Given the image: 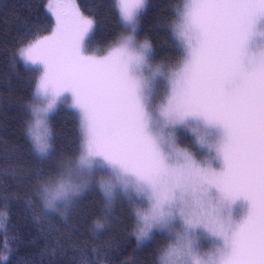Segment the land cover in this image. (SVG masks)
Wrapping results in <instances>:
<instances>
[{
	"label": "snow or ice",
	"instance_id": "snow-or-ice-1",
	"mask_svg": "<svg viewBox=\"0 0 264 264\" xmlns=\"http://www.w3.org/2000/svg\"><path fill=\"white\" fill-rule=\"evenodd\" d=\"M145 4L115 0L129 34L105 56L86 54L94 20L72 0L49 8L50 35L19 49L42 73L37 153L51 147L47 118L58 103L80 115L77 166L44 187V203L67 206L106 169L107 207L117 190L128 197L137 241L167 234L159 264H264V0H185L173 25L178 67H153L151 46L136 43ZM178 128L200 158L178 146Z\"/></svg>",
	"mask_w": 264,
	"mask_h": 264
},
{
	"label": "trees",
	"instance_id": "trees-1",
	"mask_svg": "<svg viewBox=\"0 0 264 264\" xmlns=\"http://www.w3.org/2000/svg\"><path fill=\"white\" fill-rule=\"evenodd\" d=\"M62 2L0 0V264H157L161 246L137 241L133 209L123 199L118 197L104 212V198L94 186L83 206L61 219L45 211L37 196L39 185L76 158L82 139L80 115L70 104L59 106L49 120L46 156H37L27 138L38 71L23 64L19 49L52 33L55 17L49 8ZM74 4L94 20L88 38L93 49L105 48L121 35L115 0ZM183 6V0H146L136 36L151 46L156 63L172 67L181 59L173 25ZM176 134L180 148L200 156L189 131L178 128ZM97 222L103 228L97 229Z\"/></svg>",
	"mask_w": 264,
	"mask_h": 264
},
{
	"label": "rangeland",
	"instance_id": "rangeland-1",
	"mask_svg": "<svg viewBox=\"0 0 264 264\" xmlns=\"http://www.w3.org/2000/svg\"><path fill=\"white\" fill-rule=\"evenodd\" d=\"M64 2V0H62ZM52 2V0H51ZM72 2L74 3V0H72ZM183 3H185V0H183ZM50 4V2H49ZM184 7V6H183ZM183 10V8H182ZM121 35L118 37V39L110 44L109 46L105 47V48H102V49H93L91 46H89V44L87 43V47H86V54L88 55H96V56H99V57H102V56H105L108 54V52L114 47L117 45L118 41L124 37V36H127L129 34V30L124 26L123 24V29L121 30ZM135 40H136V43L139 45V44H143L145 43L146 41H144L143 39H138L137 36H136V33H135ZM22 61V60H21ZM23 62V61H22ZM180 62V61H179ZM179 62L172 66V67H178L179 66ZM150 63L153 67L157 66V65H161L159 63H156L154 62L152 59H151V54H150ZM24 64V62H23ZM25 65V64H24ZM26 66V65H25ZM39 66H36V70L38 71V77H36V84H37V81L40 77V75L42 74L41 73V68L39 69L38 68ZM39 69V70H38ZM39 104V99L37 98L36 102L34 103V106L38 105ZM65 106V107H69V103H58L56 109L51 112L49 115H48V125H49V120L52 116V114L57 110V108L59 106ZM33 106V107H34ZM40 106H43L42 104H40ZM32 107V108H33ZM29 124L27 125V138L28 140L30 141L31 145L33 146V150L34 152L37 154V156L39 157H42V155H40L39 153H37V151L35 150L34 148V145L32 143V140L30 138V136L28 135V127L29 125H31L34 121V117L32 115V110H31V113L29 115ZM191 140H194V137L191 139ZM51 141V137H50V140H49V143ZM81 146V145H80ZM179 146V145H178ZM198 147V145H196ZM180 147V146H179ZM199 148V147H198ZM50 149V148H49ZM181 149H184L183 147ZM185 150H188V149H185ZM80 151V150H79ZM189 151V150H188ZM194 154H197L196 152L194 151H190ZM199 154L200 156L203 155L202 151L199 149ZM79 155H80V152L79 154L76 156V158L74 160H72L70 163L68 162L65 166H63L58 174L54 177V179L52 181H50L49 183H47L46 185H39L41 188L40 190L37 191V196L39 198V201H40V204L41 206L43 207V209L47 212H51V213H55L57 215H59V218H63L67 215V214H70L72 211V214L75 213L77 209H80L83 204L86 202V200L88 199V196L90 193L92 192H95L92 189V187L94 188V186L96 187L97 191L100 192L104 198V201H105V208L103 209L104 212H108V208L107 207V199L106 197L104 196V193L103 191L100 189V186H99V181L101 179H108V171L106 172V170H104L101 174H98V175H95L90 181H89V184L86 188H84L79 194L75 195V196H71L70 197V200H71V203L67 204V206H65V204L63 202H58L57 203V206L55 208V210L53 209H49V208H46L45 207V203H44V199H43V189L44 187L46 186H51L53 184H55L56 180L62 175V174H67L69 170H74L77 166V163H78V158H79ZM200 156H197L198 158H200ZM73 179H76L77 182L78 181V178L77 177H73ZM121 198L123 199V201L126 203V204H129L131 205V208L133 209V214H134V235L137 239V236H136V217H135V208H134V205L132 204V202L128 199V197L120 190H117L115 193H114V199L112 201V203H114V201L117 199V198ZM112 206V205H111ZM110 209V208H109ZM152 238L147 240V241H144V242H140V243H152V244H155V245H160L161 248L158 252V260H157V264H159V257H160V254L163 250V248L170 242L168 239H167V234L165 233H161L157 230H153L152 234H151Z\"/></svg>",
	"mask_w": 264,
	"mask_h": 264
},
{
	"label": "clouds",
	"instance_id": "clouds-1",
	"mask_svg": "<svg viewBox=\"0 0 264 264\" xmlns=\"http://www.w3.org/2000/svg\"><path fill=\"white\" fill-rule=\"evenodd\" d=\"M32 128H33V123H32L31 125H29V127H28V135H29V136H30V134H31V129H32ZM45 207H46V208H49V209H53V210H55V208H56V206H54V207H48V206H46V205H45ZM98 224H99V222L96 223V225H95L96 228H97V225H98Z\"/></svg>",
	"mask_w": 264,
	"mask_h": 264
}]
</instances>
